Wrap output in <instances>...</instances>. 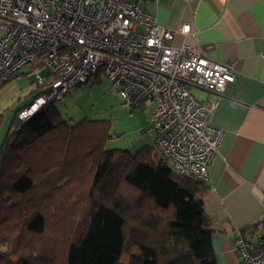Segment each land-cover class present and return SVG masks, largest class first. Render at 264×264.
<instances>
[{"label": "trees", "instance_id": "1", "mask_svg": "<svg viewBox=\"0 0 264 264\" xmlns=\"http://www.w3.org/2000/svg\"><path fill=\"white\" fill-rule=\"evenodd\" d=\"M20 112L0 147V264H217L207 182L153 146L107 149L110 121Z\"/></svg>", "mask_w": 264, "mask_h": 264}, {"label": "built area", "instance_id": "2", "mask_svg": "<svg viewBox=\"0 0 264 264\" xmlns=\"http://www.w3.org/2000/svg\"><path fill=\"white\" fill-rule=\"evenodd\" d=\"M0 30V82L23 71L39 89L19 113L22 122L106 76L128 108L153 103L156 161L208 182L225 133L211 123L217 100L201 102L191 89L219 97L234 81V64L213 61L189 43L192 22L162 27L128 0H0ZM234 244L242 264H264L262 241L236 231Z\"/></svg>", "mask_w": 264, "mask_h": 264}, {"label": "crops", "instance_id": "3", "mask_svg": "<svg viewBox=\"0 0 264 264\" xmlns=\"http://www.w3.org/2000/svg\"><path fill=\"white\" fill-rule=\"evenodd\" d=\"M128 1L154 14L162 27L192 22L189 43L213 61L234 64V81L219 97L198 88L191 92L201 102L217 100L211 123L225 133L204 198L217 264H242L236 231L264 245V0ZM24 76L21 71L9 86L0 82V109L17 113L32 103L35 87L18 86ZM10 96L17 101L7 106Z\"/></svg>", "mask_w": 264, "mask_h": 264}, {"label": "rangeland", "instance_id": "4", "mask_svg": "<svg viewBox=\"0 0 264 264\" xmlns=\"http://www.w3.org/2000/svg\"><path fill=\"white\" fill-rule=\"evenodd\" d=\"M22 80L18 85L21 89L31 85L36 89L37 85L32 79L24 76ZM14 81L13 79L5 85L9 86ZM15 101L17 100L10 96L7 106L14 104ZM54 106L69 124L78 123L84 118L110 121L111 139L107 142V149H121L135 154L143 147L154 146L153 103L147 102L142 108H128L106 76L73 88L64 99L54 102ZM0 114L3 115L0 125L1 147L16 113L8 107H3L0 109ZM153 151L155 155V150Z\"/></svg>", "mask_w": 264, "mask_h": 264}]
</instances>
